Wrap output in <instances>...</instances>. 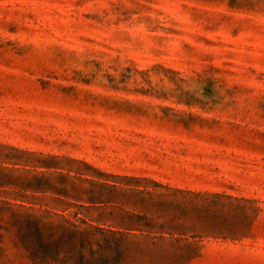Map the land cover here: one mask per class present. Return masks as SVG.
Here are the masks:
<instances>
[{
	"label": "rangeland",
	"instance_id": "374dc122",
	"mask_svg": "<svg viewBox=\"0 0 264 264\" xmlns=\"http://www.w3.org/2000/svg\"><path fill=\"white\" fill-rule=\"evenodd\" d=\"M0 264H264V0H0Z\"/></svg>",
	"mask_w": 264,
	"mask_h": 264
}]
</instances>
